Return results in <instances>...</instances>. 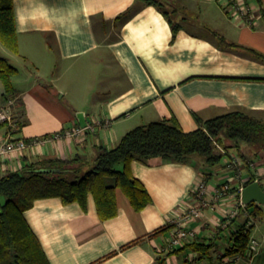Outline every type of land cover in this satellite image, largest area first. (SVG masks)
I'll return each mask as SVG.
<instances>
[{
  "label": "crops",
  "instance_id": "crops-1",
  "mask_svg": "<svg viewBox=\"0 0 264 264\" xmlns=\"http://www.w3.org/2000/svg\"><path fill=\"white\" fill-rule=\"evenodd\" d=\"M159 1L160 7L141 0H13L18 51L0 42V56L10 64L31 60L34 72L16 67L7 95L0 77V108L13 99L19 126L11 134L0 124V140L9 134L30 143L0 158V176L44 157L92 158L129 129L163 117L174 116L185 131L231 112L264 120V0H247L260 7L252 25L233 21L217 0ZM72 127L83 131L55 137ZM246 146L245 159L236 148L222 149L220 164L204 176L195 159L133 160L132 174L150 195L140 210L117 189V212L107 219L98 215L92 194L86 208L58 196L39 198L24 216L50 264H194L186 260L194 252L168 253L167 241L184 207L197 204V181L211 190L230 181V191L186 226L195 237L214 240L221 226L217 241L225 250L231 231L248 218L258 247L216 256H223L220 264H264V230L252 207L240 206L239 192L251 175L264 189V150L246 153ZM254 204L263 214L264 205ZM236 209L234 221L226 217Z\"/></svg>",
  "mask_w": 264,
  "mask_h": 264
},
{
  "label": "trees",
  "instance_id": "trees-1",
  "mask_svg": "<svg viewBox=\"0 0 264 264\" xmlns=\"http://www.w3.org/2000/svg\"><path fill=\"white\" fill-rule=\"evenodd\" d=\"M141 1L158 7L162 4L159 0ZM173 28L176 30L177 26ZM0 41L11 51H18L13 0H0ZM16 73L17 68L0 56V77L6 95L13 93L11 77ZM14 124L15 127L9 129L11 134L16 133L19 127L16 122ZM262 137L264 120L239 112L201 121L192 131L183 130L177 119L170 116L129 129L114 147H99L92 158L82 155L44 157L21 169L9 171L0 176V264H50L24 216L36 199L58 196L64 204L78 202L86 208L88 194H92L98 215L107 219L116 215V190L120 189L132 206L140 210L150 201V195L132 174L130 165L133 160L147 163L153 157L173 162L195 159L201 164L204 176L207 167L220 164L225 155L222 149L236 148L244 158L242 144L255 143ZM224 138L232 144L223 143ZM21 139L26 146L30 143V139ZM253 180L254 175H251L247 182ZM237 197L240 198L239 192ZM240 206L252 207V218L262 213L261 207L254 203ZM252 227L248 218L247 222L237 225L231 231V243L223 256L248 254ZM221 232L222 227L218 226L215 229L216 240L195 237L179 248L169 249L168 253L192 251L196 255L186 260L194 264H220L223 256H216V252Z\"/></svg>",
  "mask_w": 264,
  "mask_h": 264
},
{
  "label": "built area",
  "instance_id": "built-area-1",
  "mask_svg": "<svg viewBox=\"0 0 264 264\" xmlns=\"http://www.w3.org/2000/svg\"><path fill=\"white\" fill-rule=\"evenodd\" d=\"M221 3L226 11L229 12L230 18L239 23L252 25L251 23L256 18L257 15L260 13V7L253 3H248L247 0H217ZM14 103L13 99H8L6 104L0 108V122L5 123L8 129H11L14 125V115L12 111V104ZM82 128H68L62 134H56L65 137H72L75 135H80L82 133ZM26 147V143L21 138H12L11 135L7 134L2 140H0V158L4 160L10 151L14 149H23ZM231 163L234 165H238L240 163L238 157H233L230 160ZM243 187H240L239 192L242 191ZM213 198H209L212 195ZM230 191V181H225L224 183L220 184L214 190H211L207 183L204 180L197 181L196 185L194 186L193 192L195 197L197 198V204L188 205L184 207L183 215L180 221L176 222L175 229L167 241V249H173L178 247L179 245H183L185 242L189 241L190 239L196 236L195 230L191 228H187L186 223L189 220H193L199 218L203 214L204 208H213L214 201L218 200L222 197L225 193ZM242 205V203H240ZM238 214L237 209L230 211L227 218H233ZM259 245V242L255 239H251L249 243V250L248 254L254 251Z\"/></svg>",
  "mask_w": 264,
  "mask_h": 264
},
{
  "label": "rangeland",
  "instance_id": "rangeland-1",
  "mask_svg": "<svg viewBox=\"0 0 264 264\" xmlns=\"http://www.w3.org/2000/svg\"><path fill=\"white\" fill-rule=\"evenodd\" d=\"M1 42V41H0ZM2 43V42H1ZM4 45V44H3ZM6 47V46H5ZM1 54V53H0ZM16 58V57H15ZM18 61H20V63L19 64H17V61H10L11 62V64L12 65H14L15 67H22V71H23V73L25 72V73H31V71L33 70V68H32V61L31 60H18ZM32 72H34V71H32ZM26 75H28V74H26ZM56 75V73H54V76ZM223 143H225V144H232V141H230L229 139H225L224 138V141H223ZM244 144H246L247 146H246V153L247 152H249L250 150L253 152L254 150V152H256V151H261V150H264V137H262V138H260L257 142H255V143H244ZM264 205V204H263ZM253 220V219H252ZM262 221V222H261ZM253 222V221H252ZM254 222H256V225H259V227L261 226L262 227V229L264 230V212H263V214H260L259 216H258V218L256 219V221H254ZM255 224V223H254ZM255 236L256 237H258V238H260V235H258V233L257 234H255ZM262 239V238H261ZM219 243H222L221 241H219ZM224 246H219L218 247V251H222V250H224Z\"/></svg>",
  "mask_w": 264,
  "mask_h": 264
},
{
  "label": "water",
  "instance_id": "water-1",
  "mask_svg": "<svg viewBox=\"0 0 264 264\" xmlns=\"http://www.w3.org/2000/svg\"><path fill=\"white\" fill-rule=\"evenodd\" d=\"M241 199L243 204H264V189L258 180H253L242 188Z\"/></svg>",
  "mask_w": 264,
  "mask_h": 264
}]
</instances>
